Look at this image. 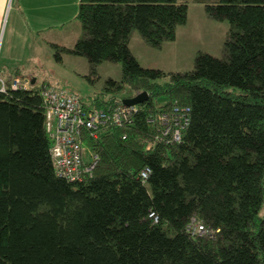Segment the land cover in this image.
<instances>
[{
    "label": "trees",
    "instance_id": "1",
    "mask_svg": "<svg viewBox=\"0 0 264 264\" xmlns=\"http://www.w3.org/2000/svg\"><path fill=\"white\" fill-rule=\"evenodd\" d=\"M187 8L80 0L82 37L71 49L53 46L85 57L94 73L102 62L121 63L117 88L149 95L125 126L107 127L98 140L84 134L99 157L91 178L56 174L43 86L6 83L0 264H264V0L206 3L210 18L230 24L223 57L199 53L193 70L160 84L166 74L139 64L131 35L155 47L174 41ZM168 126L180 129V141L163 134ZM193 220L205 234L192 233Z\"/></svg>",
    "mask_w": 264,
    "mask_h": 264
},
{
    "label": "rangeland",
    "instance_id": "2",
    "mask_svg": "<svg viewBox=\"0 0 264 264\" xmlns=\"http://www.w3.org/2000/svg\"><path fill=\"white\" fill-rule=\"evenodd\" d=\"M177 1L186 3L188 8L187 21L177 27L174 41L164 42L161 46L155 47L145 41L138 31H134L129 42L132 54L143 68L161 70L166 74L158 80L160 84L168 83L171 73L193 70L199 53L223 57L224 44L230 29L228 21H216L206 12V3L219 0ZM79 4L80 0H58L60 10L65 9V14L58 16L61 20H67L50 34L44 33L43 37L53 46L72 48L82 37V25L77 16ZM7 18L8 12L5 14L4 26ZM46 47L48 48H41L39 57L41 62L38 63V67L44 80L51 86L77 95L89 106L110 100L119 102L135 96V92L128 86L123 90L116 86L123 79L121 63L102 62L96 66L94 73L85 57L68 51L58 52V48L51 45ZM159 102L164 103L165 99ZM86 152V160H89L90 150L86 148Z\"/></svg>",
    "mask_w": 264,
    "mask_h": 264
},
{
    "label": "built area",
    "instance_id": "3",
    "mask_svg": "<svg viewBox=\"0 0 264 264\" xmlns=\"http://www.w3.org/2000/svg\"><path fill=\"white\" fill-rule=\"evenodd\" d=\"M12 90L32 89L29 80L15 79L11 83ZM1 92L6 91V86L1 85ZM43 103L45 107V129L53 144L51 155L56 168V174L69 182H80L91 178L94 174L99 157L90 154L86 160V147L84 134L93 140L100 138V133L107 127H123L131 122L137 106H127L116 103L108 109L84 106L81 99L66 90L43 87ZM177 111V110H175ZM161 120L167 125L168 116L162 115ZM171 126L165 129L164 135L172 133L175 141H180L181 131L177 127L173 132ZM126 139V137H124ZM150 174L146 169L142 172L145 181ZM193 234L203 235L206 230L203 225L192 221Z\"/></svg>",
    "mask_w": 264,
    "mask_h": 264
},
{
    "label": "crops",
    "instance_id": "4",
    "mask_svg": "<svg viewBox=\"0 0 264 264\" xmlns=\"http://www.w3.org/2000/svg\"><path fill=\"white\" fill-rule=\"evenodd\" d=\"M59 14L64 15L65 9L60 10L58 0H0V89L15 79L29 80L32 88L53 87L40 74L38 63L41 48L53 47L44 33L50 34L67 20Z\"/></svg>",
    "mask_w": 264,
    "mask_h": 264
},
{
    "label": "water",
    "instance_id": "5",
    "mask_svg": "<svg viewBox=\"0 0 264 264\" xmlns=\"http://www.w3.org/2000/svg\"><path fill=\"white\" fill-rule=\"evenodd\" d=\"M148 97L149 95L147 92H142L141 94H138L133 98L123 100V104L127 106H137L139 104H142L144 101H146Z\"/></svg>",
    "mask_w": 264,
    "mask_h": 264
}]
</instances>
